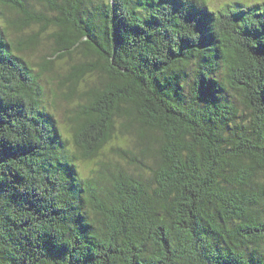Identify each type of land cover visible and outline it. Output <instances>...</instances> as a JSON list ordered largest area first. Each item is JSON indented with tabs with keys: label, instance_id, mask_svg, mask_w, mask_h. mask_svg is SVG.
I'll list each match as a JSON object with an SVG mask.
<instances>
[{
	"label": "trees",
	"instance_id": "trees-1",
	"mask_svg": "<svg viewBox=\"0 0 264 264\" xmlns=\"http://www.w3.org/2000/svg\"><path fill=\"white\" fill-rule=\"evenodd\" d=\"M0 264H264V0H0Z\"/></svg>",
	"mask_w": 264,
	"mask_h": 264
},
{
	"label": "rangeland",
	"instance_id": "rangeland-1",
	"mask_svg": "<svg viewBox=\"0 0 264 264\" xmlns=\"http://www.w3.org/2000/svg\"><path fill=\"white\" fill-rule=\"evenodd\" d=\"M209 2V6L211 8H220L226 4H234V5H238L239 7L245 6L247 5L250 0H208ZM32 3V2H31ZM36 9H41L40 5L38 4H34ZM46 15H50L51 13L49 12H45ZM32 30H34L35 32H37L38 28L37 27H32ZM30 31V30H29ZM53 31V28H48L46 30V33L42 34V40H41V44L37 47V49L35 51H25L21 54V57H23L25 60L28 61V63L33 67V69L36 71L38 70L37 68H35L36 64L39 63V57L41 56V54H45V56L50 57L51 59H54L53 62H55V66H57V69H59L60 67H62L64 64V61H59L56 60L55 57L53 56V52L52 49L49 50V45H51L52 40H48V37L50 35V33ZM52 112L55 114V119L58 122V125L60 126V129L62 131L65 130L66 125L64 124V116L60 113L61 111H53ZM65 135V133H64ZM94 165L91 163L89 164V166H87L86 164L82 163L81 165H79V169L82 172L83 175H87L88 171L90 168H93Z\"/></svg>",
	"mask_w": 264,
	"mask_h": 264
}]
</instances>
